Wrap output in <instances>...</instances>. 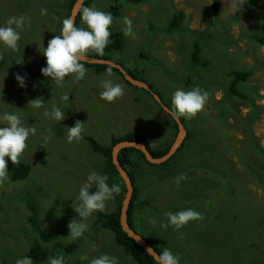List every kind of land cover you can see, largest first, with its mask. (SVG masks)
<instances>
[{
	"label": "rangeland",
	"instance_id": "374dc122",
	"mask_svg": "<svg viewBox=\"0 0 264 264\" xmlns=\"http://www.w3.org/2000/svg\"><path fill=\"white\" fill-rule=\"evenodd\" d=\"M70 1L0 0V24L19 15L32 21L31 29L21 32L18 52L0 47V56L6 58L0 71V112H16L38 130L21 155L32 165L30 174L15 181L9 173L10 180L0 185V264H15L22 256L32 257L33 264H47L49 256L59 254V247L69 242L58 226L79 219L75 196L89 171L108 175L109 184L121 183L86 137L108 145L114 135L141 133L154 149L177 137L175 119L154 95L115 70L107 76V70L97 73L87 66L83 80L66 79L62 88L42 74L46 58L39 49L59 34ZM117 2L121 7L111 30L121 32L123 46L106 50L105 56L135 71L170 107L177 88L199 86L209 93L204 108L184 118L193 135L178 156L168 166L143 162L138 169L135 182L142 195L134 216L137 229L148 239L153 235L157 248L179 254L181 264H264V45L257 40L264 34V0H247L238 11L236 0H90L87 6L106 12ZM41 8L47 9L46 16L40 15ZM181 10L183 16L171 27ZM125 17L133 21L131 36L122 31ZM77 26H82L80 18ZM196 42L207 64L192 61ZM231 69L253 71L238 84L243 97L230 91ZM18 73L26 75V88L18 86ZM103 79L124 85L125 94L111 103L101 100ZM42 91L41 98L49 100L46 107L53 100L66 107L60 123L44 119L43 109L27 107ZM65 94L69 101L61 100ZM77 121L83 124V139L68 143L67 126ZM48 127L53 139L40 146V133ZM182 173L187 179L178 188L175 178ZM117 196L107 202L105 212L116 208ZM186 208L205 218L181 228L182 238L172 228L160 227L166 211ZM97 213L87 221L75 252H64L66 264H82L79 256L86 252H106L119 257L120 264H139L109 229H93Z\"/></svg>",
	"mask_w": 264,
	"mask_h": 264
},
{
	"label": "clouds",
	"instance_id": "9594fccd",
	"mask_svg": "<svg viewBox=\"0 0 264 264\" xmlns=\"http://www.w3.org/2000/svg\"><path fill=\"white\" fill-rule=\"evenodd\" d=\"M246 2L247 0H236V11L240 10ZM77 9L82 26L76 25L75 13L63 18L59 34L48 41L47 47L43 45L42 49H39L40 53L46 58V66L41 68V72L45 77H49L57 88H62L66 79L69 78L74 82L83 80L88 73L85 64L91 60L89 53L92 52L97 56H104L105 48L110 43V26L113 24L112 13L98 10L94 6H84L83 0H78ZM47 14L46 8L40 9L41 16H46ZM123 22V34L131 36L133 34V21L125 17ZM31 26L32 21L29 16L9 17L3 24H0V47L18 52L20 50L21 32L31 29ZM2 58L0 56V59ZM17 63H21V60ZM108 63L109 67L106 75L111 76L112 62L109 61ZM15 78L19 87H27L26 75L18 73ZM100 88L102 90L99 92V98L109 103L125 94L124 85L115 83L111 79L101 80ZM1 90L2 81L0 79ZM208 99L209 93L199 86H194L190 90L177 88L171 94V108H168L167 112L175 120H179L181 117L191 119L204 108ZM61 100L69 101V94L63 95ZM48 102L49 100L45 102L43 98L38 97L31 100L27 107L43 109L42 115L46 120L57 123L63 121L66 117V107H62L54 100L50 107H46ZM0 125H4L0 127V185H2L10 180L9 161L13 165L20 163V157L28 146L27 141L30 137L36 136L38 130L34 126H29L21 115L16 112H0ZM83 131V124L80 121H77L74 126H67V142L72 143L83 139ZM53 135L52 128L48 127L43 133H40L39 145L46 147L52 141ZM186 179V174L182 173L177 176L175 178L176 186L179 188L181 182ZM108 180V175L101 174L95 169L87 173L75 196V207L72 206L74 211L78 213L79 219H74L68 225L67 242L74 243L82 238L88 230L87 221L89 218L96 212L104 211L107 202L113 201L121 193L120 184H109ZM93 188L95 189L94 191L92 190ZM164 216L166 221L162 222L160 227L165 231L172 228L173 231L178 233L190 221H202L205 218L203 213L192 208L175 212L168 210L164 213ZM135 229L138 231L137 223ZM179 235L181 238L183 237V233H179ZM95 250V248L92 249V251ZM147 252L154 259L155 264H181L180 255L174 254L168 247L163 248L160 252H155L153 249L148 248ZM79 260L82 264L84 262L86 264H120L119 257L106 252L97 256H91L86 252L79 256ZM15 264H33V260L30 256H22L16 260ZM47 264H66V258L62 253L49 256Z\"/></svg>",
	"mask_w": 264,
	"mask_h": 264
},
{
	"label": "trees",
	"instance_id": "16d2710c",
	"mask_svg": "<svg viewBox=\"0 0 264 264\" xmlns=\"http://www.w3.org/2000/svg\"><path fill=\"white\" fill-rule=\"evenodd\" d=\"M133 1L142 2L144 0H133ZM75 2H76V0H71L70 3L68 4L69 5L68 16L70 15L71 10H72ZM89 2H90V0H87L84 3V6H87L89 4ZM255 2H257V0H255ZM120 7H121V4H119L117 2L116 4L112 5V7L110 9H108V11H106V12H111L113 15V19H114L118 15V11H119ZM214 8H215V11L217 12L219 9L217 1H215V3H214ZM183 14H184V11L181 10L176 15V17L173 19L171 27H175L178 24L177 21L183 16ZM79 18H80V14L78 15L77 22H78ZM77 22H76V25H77ZM111 29H112V25L110 26V32H111V36L109 38L110 43L105 48V51L108 49H113V48H121L123 46V35L121 34V32L112 31ZM171 30H173V29L171 28ZM257 40H258V43L260 45H264V34L259 36ZM94 56H97V55H94ZM97 57L108 58L105 55L104 56H97ZM5 61H6V58H5V54H4V57L2 59H0V71L4 67ZM192 61L196 62V63H200V64H207L208 63L207 60H204L202 58L201 48L199 47V44L197 42L194 44V50L192 52ZM85 66L91 67L97 73L106 71L109 67L108 64L88 63V62L85 64ZM111 68H112V70L117 71L118 73H120L123 76V74L120 72L119 69L112 67V66H111ZM128 71L132 76L136 77L135 71H132V70H128ZM252 74H253V71L251 69H247V70L231 69L228 72V76H229V78H231L230 84H229L230 91L232 93H234V95L243 97V93L238 89V84L241 80H248L249 78H251ZM1 78H2V74H0V79ZM136 78H138V77H136ZM6 85L8 88L10 87L9 82H7ZM37 94H38V97H41L42 95L45 94V91L37 92ZM160 107L162 110H164L163 107L161 106V104H160ZM181 119L184 122V118L181 117ZM174 121H175V123H174L175 131L174 132H175V135H177L176 133L179 130V126H178L177 121L176 120H174ZM26 123L31 125L29 122H26ZM185 126H186V124H185ZM187 130H188V135L185 138L184 143L181 145V147L177 150V152L171 158H169L167 161H165L164 163H161V164H155V163L153 164V163L149 162L147 160L145 154L140 149H137L135 147L123 148L120 151V153H119L120 159L119 160L121 161L122 165L129 171L130 176L132 178V181L135 184L134 185V188H135L134 196H133V199H132V202L130 205L129 216H128L129 223L131 224L132 227L136 228V222L134 220V216H135L136 211H137V206L139 207V205H138L139 201H137V200L138 199L140 200V197L142 195L140 193V191L138 190V188L136 187V182H135V175L138 174V169H140L142 167L143 162H146L149 166H157V167L168 166L169 162L178 156V153L181 152V149L185 148L187 146V143L189 144V141L191 140V137L193 135V130H189L188 128H187ZM86 139L88 140L91 148L103 156L104 160L106 161V166H108L110 169H112L116 173V174L115 173H113V174L117 177V180L119 182H121L120 183L121 193L117 196L116 208L113 209L112 211H109V212H105V211L98 212L97 216L95 217V220L93 221V224H92L93 229L96 231L99 228L109 229L113 233V236L115 238V242L119 245H122L126 249H128L131 256L139 264H155L154 259L148 254V252L145 250V248L143 246H141L135 239L130 237L129 234L127 232H125L121 226V222H120L121 205H122V201H123V198L125 196V193H126V185H125L123 178L119 174L115 164L113 163L112 149H113V146L121 140H128V139L139 140L148 146V148L151 150V152L154 156L158 157V156H162L166 152H168V150L170 149V147L173 144V140L168 141L167 144L165 143V145H163L161 147H157L154 149L151 147L150 140L146 135L141 134V133H135V132L134 133H126V134L121 135V136H115L114 135L111 137L110 143L108 145H104V144L100 143L99 141H97L95 138H93L91 136L86 137ZM180 162H182V160L179 161L178 163H180ZM8 167H9V173L11 175V178H12V180H15V181L25 179L30 174V171L32 170V165L30 163H28L27 161H25V159H22V157H20V163L17 165H13L9 161ZM92 190L94 191L95 189L93 188ZM34 207H35V205H34ZM31 209H34L33 205H32ZM138 213H140V210H138ZM69 224H70V221L68 219L65 226H58V232L60 234H64V235L68 234L69 233V227H68ZM146 229H152L153 230L152 227L146 228ZM151 236H153V235H150L148 240L152 243V245H154L157 248V246L152 241ZM79 241L80 240L78 239L74 243L69 242L67 245H65L63 247H59V254H61V253L64 254V252L67 254L74 253L75 250L77 249L78 245H79ZM157 250L160 252L163 249L157 248Z\"/></svg>",
	"mask_w": 264,
	"mask_h": 264
},
{
	"label": "water",
	"instance_id": "95a60500",
	"mask_svg": "<svg viewBox=\"0 0 264 264\" xmlns=\"http://www.w3.org/2000/svg\"><path fill=\"white\" fill-rule=\"evenodd\" d=\"M86 1L87 0H83V5ZM77 2H78V0H76V2L74 3L73 8H72L71 13H70V15H73L75 13V23L77 21L78 15H79V11L77 9ZM90 59L91 60L88 63H101V64H108L109 65L108 62L111 61L112 62L111 66L118 68L124 74L125 78L130 83L151 91V93L154 95L156 100L161 104V106L163 107V109L165 111H167L168 108H171L168 104H166L164 102L162 97L151 88V86L146 81L132 76L130 73H128L126 68H124L118 62H116L112 59H109V58L97 57V56H93V55H90ZM176 121H177L178 126H179L177 137L174 140V142H173L172 146L170 147V149L168 150V152H166L162 156H158V157L154 156L152 154L151 150L148 148V146L139 140H121L118 143H116L112 149L113 163L115 164L117 170L119 171V173H120L121 177L123 178L125 185H126V193H125V196L123 198L122 205H121V214H120L121 226H122L123 230L125 232H127L130 237L136 239V241L138 243H140V245L143 246L146 251L148 248H151L155 252H159L154 247V245H152L149 241H147L146 237H144L140 232H138L129 223V220H128L129 209H130V205H131V202H132V199L134 196L135 188H134V183L132 181V178L130 176L129 171L122 165L121 161L119 160V153L123 148L135 147L137 149H140L145 154V156L149 162L155 163V164L164 163L166 160H168L170 157H172L177 152V150L184 143V140L188 135V130H187L184 122L182 121V119L180 118L179 120H176Z\"/></svg>",
	"mask_w": 264,
	"mask_h": 264
},
{
	"label": "bare ground",
	"instance_id": "6f19581e",
	"mask_svg": "<svg viewBox=\"0 0 264 264\" xmlns=\"http://www.w3.org/2000/svg\"><path fill=\"white\" fill-rule=\"evenodd\" d=\"M78 18V17H77ZM120 64V63H119ZM122 65V64H121ZM123 66V65H122ZM113 67V66H112ZM124 67V66H123ZM116 68V67H115ZM118 69V68H117ZM127 70V69H126ZM121 72V71H120ZM122 73V72H121ZM124 75V74H123ZM128 140H131V139H128ZM126 148H128V147H126ZM120 159V158H119ZM154 164V163H153ZM135 185V184H134ZM138 232H139V230H138ZM144 236V235H143ZM145 237V236H144ZM134 239V238H133ZM136 240V239H135ZM147 241H149L148 240V238H147ZM150 242V241H149ZM151 243V242H150ZM140 244V243H139ZM152 244V243H151Z\"/></svg>",
	"mask_w": 264,
	"mask_h": 264
},
{
	"label": "flooded vegetation",
	"instance_id": "af4514ba",
	"mask_svg": "<svg viewBox=\"0 0 264 264\" xmlns=\"http://www.w3.org/2000/svg\"><path fill=\"white\" fill-rule=\"evenodd\" d=\"M126 79V78H125ZM4 97H6V96H4ZM1 100V99H0ZM0 102H3V101H0ZM2 109V106L0 107V110ZM0 126H4V125H0Z\"/></svg>",
	"mask_w": 264,
	"mask_h": 264
},
{
	"label": "crops",
	"instance_id": "0c3cea01",
	"mask_svg": "<svg viewBox=\"0 0 264 264\" xmlns=\"http://www.w3.org/2000/svg\"><path fill=\"white\" fill-rule=\"evenodd\" d=\"M87 68V66H85Z\"/></svg>",
	"mask_w": 264,
	"mask_h": 264
}]
</instances>
